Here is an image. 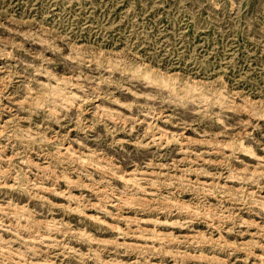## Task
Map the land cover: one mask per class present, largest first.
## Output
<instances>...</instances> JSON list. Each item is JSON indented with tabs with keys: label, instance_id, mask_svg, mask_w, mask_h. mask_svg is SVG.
<instances>
[{
	"label": "rangeland",
	"instance_id": "obj_1",
	"mask_svg": "<svg viewBox=\"0 0 264 264\" xmlns=\"http://www.w3.org/2000/svg\"><path fill=\"white\" fill-rule=\"evenodd\" d=\"M0 264H264V0H0Z\"/></svg>",
	"mask_w": 264,
	"mask_h": 264
}]
</instances>
